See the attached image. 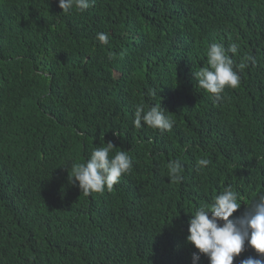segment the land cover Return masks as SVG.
Segmentation results:
<instances>
[{
	"label": "trees",
	"instance_id": "16d2710c",
	"mask_svg": "<svg viewBox=\"0 0 264 264\" xmlns=\"http://www.w3.org/2000/svg\"><path fill=\"white\" fill-rule=\"evenodd\" d=\"M62 11L59 0H0V264H192L191 213L229 184L240 192L233 216L264 194V2L92 0ZM212 43L238 45L240 85L221 99L194 77ZM159 102L171 131L136 127L137 106ZM101 138L133 167L111 191L84 195L71 166ZM202 158L211 163L198 169ZM175 160L180 182L167 175ZM257 255L246 242L234 264Z\"/></svg>",
	"mask_w": 264,
	"mask_h": 264
},
{
	"label": "clouds",
	"instance_id": "9594fccd",
	"mask_svg": "<svg viewBox=\"0 0 264 264\" xmlns=\"http://www.w3.org/2000/svg\"><path fill=\"white\" fill-rule=\"evenodd\" d=\"M59 6L65 13L73 8L84 12L92 6V0H59ZM96 39L101 44H107L109 35L98 32ZM237 51L236 43H231L228 48L223 44H210L206 53L207 66L194 71L199 87L217 99L222 98L221 94L226 87H239L241 77L229 55L236 54ZM250 59L251 57H245V61ZM245 61L237 66L240 70L247 67ZM149 95L155 97L156 90L150 89ZM142 121L161 132L171 131L175 124V120L166 114L161 102L153 103L147 110L143 105H138L133 123L136 127H141ZM116 148L113 142L105 143L101 138V145L92 150L86 162L72 163L69 182L77 185L84 195L102 193L105 189L111 191L119 183L121 176L129 173L133 167L128 151H116L110 156ZM210 163L209 159L202 158L197 161V168ZM182 169L180 160L169 162V180L182 181ZM50 183H54V180ZM239 199L240 192L229 184L214 197L210 206L201 205L191 213L186 240L198 250L192 253V264H198L201 255L208 258L209 264H234V259L245 250L246 242L258 255L249 256L241 260L240 264H264V194L257 193L243 213L233 216L241 207Z\"/></svg>",
	"mask_w": 264,
	"mask_h": 264
},
{
	"label": "bare ground",
	"instance_id": "6f19581e",
	"mask_svg": "<svg viewBox=\"0 0 264 264\" xmlns=\"http://www.w3.org/2000/svg\"><path fill=\"white\" fill-rule=\"evenodd\" d=\"M60 178V177H59Z\"/></svg>",
	"mask_w": 264,
	"mask_h": 264
}]
</instances>
